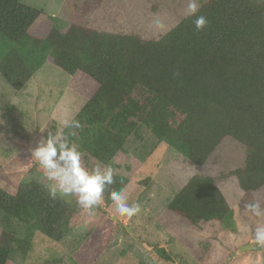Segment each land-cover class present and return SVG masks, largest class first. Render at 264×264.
Wrapping results in <instances>:
<instances>
[{
  "label": "trees",
  "instance_id": "trees-1",
  "mask_svg": "<svg viewBox=\"0 0 264 264\" xmlns=\"http://www.w3.org/2000/svg\"><path fill=\"white\" fill-rule=\"evenodd\" d=\"M98 4L88 1L84 13ZM197 15L207 17L203 31L188 15L160 39L148 40L80 24L62 30L24 0H0V76L20 92L46 63L69 75L70 90L86 104L75 119L81 126L65 135L103 166L113 167L142 126L197 167L231 139L247 150L234 175L245 193H254L264 188V0H207ZM50 184L32 169L14 195L0 187V215L29 230L19 238L0 229V264H25L35 232L53 242L90 236L91 230L73 231L78 204L59 192L51 198ZM127 184L114 175L105 205L113 204L111 191ZM168 209L195 227H234L233 211L210 177H192ZM155 252L170 260L164 249ZM131 254L138 264H157L140 251ZM57 263L62 260L46 264Z\"/></svg>",
  "mask_w": 264,
  "mask_h": 264
},
{
  "label": "rangeland",
  "instance_id": "rangeland-1",
  "mask_svg": "<svg viewBox=\"0 0 264 264\" xmlns=\"http://www.w3.org/2000/svg\"><path fill=\"white\" fill-rule=\"evenodd\" d=\"M93 0H24V3L54 17L58 28L66 30L80 24L100 32L136 34L157 40L188 16V0H98V7L84 13ZM207 0H197L198 5ZM156 22L159 23L157 26ZM69 75L45 64L26 87L17 92L0 76V187L14 195L38 163L30 160V150L47 138L48 132L62 128L63 119L75 120L86 99L70 90ZM63 132L67 128H62ZM124 151L113 161L114 175L128 179L125 195L139 211L121 217L115 204H100L91 211L78 205L71 220L74 232L91 230L85 240L68 238L53 242L35 232L25 264H138L131 251H140L157 264H264V247L255 243L254 233L264 217L246 209L249 203L264 207V188L245 193L234 175L245 165L246 148L226 139L207 163L193 165L166 142H158L146 127L132 135ZM82 164L89 171L103 169L95 159L82 153ZM44 175L43 170H39ZM194 176L213 178L221 195L233 211L234 227L219 222L191 225L168 209L169 203ZM51 182V181H50ZM52 183V182H51ZM74 199L75 196H66ZM0 229L19 238L28 227L0 215ZM244 247H247L244 249ZM128 248V253L124 251ZM162 248L168 261L155 249ZM58 264V263H57Z\"/></svg>",
  "mask_w": 264,
  "mask_h": 264
},
{
  "label": "clouds",
  "instance_id": "clouds-1",
  "mask_svg": "<svg viewBox=\"0 0 264 264\" xmlns=\"http://www.w3.org/2000/svg\"><path fill=\"white\" fill-rule=\"evenodd\" d=\"M199 5L197 0H188L187 13L195 17L193 24L197 31H203L208 20L205 15H197ZM157 26L159 23L156 22ZM62 128L78 129L79 121L63 119ZM62 128L55 132L49 131L47 138L40 145L30 150V160L38 163V171L43 170L44 177L52 183L49 187V195L55 199L57 192L63 196H75L77 204L91 211L101 202L106 186L114 183V169L107 165L103 169L96 167L89 171L82 164V153L75 144L69 142ZM70 135H75L71 132ZM110 199L116 206L121 217L131 218L139 211V206L129 204L125 190H113ZM255 217H264V207L259 202L246 205ZM255 243L264 247V224L258 225L254 233Z\"/></svg>",
  "mask_w": 264,
  "mask_h": 264
},
{
  "label": "water",
  "instance_id": "water-1",
  "mask_svg": "<svg viewBox=\"0 0 264 264\" xmlns=\"http://www.w3.org/2000/svg\"><path fill=\"white\" fill-rule=\"evenodd\" d=\"M96 208H97V206H96ZM247 247H244V249H246Z\"/></svg>",
  "mask_w": 264,
  "mask_h": 264
}]
</instances>
